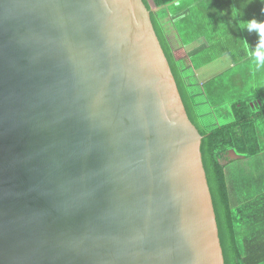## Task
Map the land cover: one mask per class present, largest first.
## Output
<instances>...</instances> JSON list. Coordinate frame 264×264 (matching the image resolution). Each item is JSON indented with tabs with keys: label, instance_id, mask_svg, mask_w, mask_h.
<instances>
[{
	"label": "water",
	"instance_id": "95a60500",
	"mask_svg": "<svg viewBox=\"0 0 264 264\" xmlns=\"http://www.w3.org/2000/svg\"><path fill=\"white\" fill-rule=\"evenodd\" d=\"M200 142L142 0H0V264H224Z\"/></svg>",
	"mask_w": 264,
	"mask_h": 264
},
{
	"label": "trees",
	"instance_id": "16d2710c",
	"mask_svg": "<svg viewBox=\"0 0 264 264\" xmlns=\"http://www.w3.org/2000/svg\"><path fill=\"white\" fill-rule=\"evenodd\" d=\"M142 2L150 12L186 114L201 135L199 149L223 262L264 264V104L258 111L249 112L253 102L246 105L243 97L249 81L255 83L264 77V66L257 68L248 54L259 43L258 33L238 24L239 20L253 18L264 22V0ZM230 5L243 15L231 18ZM166 22L177 36L178 48L173 49L168 42ZM243 41H247L248 50ZM224 55L231 58L232 66L200 83L196 70ZM262 89L253 90L255 103L264 99ZM229 91L238 99H226ZM220 116H230L231 121L222 124ZM230 150L236 158H227ZM231 163L236 171L228 176L227 166Z\"/></svg>",
	"mask_w": 264,
	"mask_h": 264
},
{
	"label": "clouds",
	"instance_id": "9594fccd",
	"mask_svg": "<svg viewBox=\"0 0 264 264\" xmlns=\"http://www.w3.org/2000/svg\"><path fill=\"white\" fill-rule=\"evenodd\" d=\"M230 9H231L230 12L231 18H236L237 16L243 15V13L240 10H238L234 5H230ZM221 15H223V11H221ZM238 24L243 29H247L248 31H256L258 33L260 39H259V43L255 47V50H248L247 41H243V46L246 50H248V54L253 58V61L257 68L264 66V22L258 23L253 18L248 21L239 20ZM260 87H264V77L257 80L255 83L249 81V83L246 85L243 94V97H246L245 104L248 105L250 101L253 102V106L248 108L249 112L258 111L260 104H264V99H261L260 103H255L256 97L253 93V90Z\"/></svg>",
	"mask_w": 264,
	"mask_h": 264
},
{
	"label": "crops",
	"instance_id": "0c3cea01",
	"mask_svg": "<svg viewBox=\"0 0 264 264\" xmlns=\"http://www.w3.org/2000/svg\"><path fill=\"white\" fill-rule=\"evenodd\" d=\"M173 35L176 38V34L173 33ZM175 40H177V38ZM170 45H171V43H170ZM195 45H197V43ZM171 47H172V45H171ZM178 47H179V42L177 40L176 47H172V48L175 49ZM230 59L231 58L228 55H224V56L216 59L212 63L196 70L195 75H196L197 79H199V82L204 83V82L210 81L213 78H215L216 76H218L219 74L228 70L232 66V61ZM212 84L213 83H211V85ZM227 154L233 155V157H231L230 159L236 158V156L234 155V152L232 150L228 151Z\"/></svg>",
	"mask_w": 264,
	"mask_h": 264
},
{
	"label": "rangeland",
	"instance_id": "374dc122",
	"mask_svg": "<svg viewBox=\"0 0 264 264\" xmlns=\"http://www.w3.org/2000/svg\"><path fill=\"white\" fill-rule=\"evenodd\" d=\"M167 23V22H166ZM166 28L168 29V31H167V37H168V40H169V42L171 43V45H172V47H176V45H177V40H175L176 38L174 37V35H173V33H174V31L172 30V28H171V26L167 23L166 24ZM198 81H199V79H198ZM262 90H264V87H263V89ZM227 94V98L226 99H228V100H230V101H233V100H236V99H238V97L239 96H235V97H233L232 96V93H230V91L229 92H227L226 93ZM225 94V95H226ZM221 112L223 113V114H225L226 113V111L225 110H221ZM229 121H231V118H230V116H228V117H225V116H220V118H219V122L220 123H226V122H229ZM231 157H233V155H229L228 154V156H227V158H231ZM226 161L225 160H222V163H225ZM235 168H236V165H234V163H231V164H229L228 166H227V173H228V176H230L232 173H234V171H236L235 170ZM230 178V177H229ZM234 181V182H233ZM232 182L233 183H235V180H232ZM232 191H233V195H235L236 193V189H235V187H232V189H231Z\"/></svg>",
	"mask_w": 264,
	"mask_h": 264
}]
</instances>
